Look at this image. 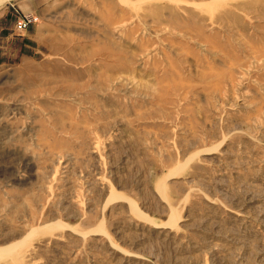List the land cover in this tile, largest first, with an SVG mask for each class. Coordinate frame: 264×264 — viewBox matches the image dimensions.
Instances as JSON below:
<instances>
[{"label": "rangeland", "instance_id": "1", "mask_svg": "<svg viewBox=\"0 0 264 264\" xmlns=\"http://www.w3.org/2000/svg\"><path fill=\"white\" fill-rule=\"evenodd\" d=\"M14 33L0 264H264V0H52Z\"/></svg>", "mask_w": 264, "mask_h": 264}, {"label": "crops", "instance_id": "2", "mask_svg": "<svg viewBox=\"0 0 264 264\" xmlns=\"http://www.w3.org/2000/svg\"><path fill=\"white\" fill-rule=\"evenodd\" d=\"M51 1L52 0H49L47 2L45 0H0V6L6 2L0 7V43H2L0 44V48L2 47L5 48V50H9L11 41L15 38L14 32H17L16 20L13 23V27L11 28H4L2 26L5 15H13L11 12V5H16L18 10L22 14H33L41 18V16L47 10V7L49 6ZM44 8L46 9L45 11Z\"/></svg>", "mask_w": 264, "mask_h": 264}, {"label": "built area", "instance_id": "3", "mask_svg": "<svg viewBox=\"0 0 264 264\" xmlns=\"http://www.w3.org/2000/svg\"><path fill=\"white\" fill-rule=\"evenodd\" d=\"M11 9L16 13V31L17 33L27 32L33 25L37 24L40 21V18L33 14H22L17 8L16 5H11Z\"/></svg>", "mask_w": 264, "mask_h": 264}]
</instances>
